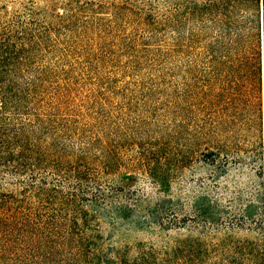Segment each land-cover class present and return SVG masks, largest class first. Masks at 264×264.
<instances>
[{
    "label": "rangeland",
    "instance_id": "obj_1",
    "mask_svg": "<svg viewBox=\"0 0 264 264\" xmlns=\"http://www.w3.org/2000/svg\"><path fill=\"white\" fill-rule=\"evenodd\" d=\"M180 2L0 0V30L13 23L20 38L9 72L20 101L6 116L16 132L25 127L62 157L58 168L31 164L20 176L1 168L0 190L30 183L74 194L69 206L43 210L86 216L110 264H191L196 240L203 264H218L214 246L228 231L264 240L260 161L249 147L223 149L213 160L215 147L189 113L184 29L168 23ZM38 118L48 122L37 125ZM75 166L84 181L66 174ZM200 198L208 217L198 211ZM73 258L59 253L41 264Z\"/></svg>",
    "mask_w": 264,
    "mask_h": 264
},
{
    "label": "trees",
    "instance_id": "obj_2",
    "mask_svg": "<svg viewBox=\"0 0 264 264\" xmlns=\"http://www.w3.org/2000/svg\"><path fill=\"white\" fill-rule=\"evenodd\" d=\"M177 22L184 29L179 48L186 69V102L198 136L215 147L209 152L213 160L223 149L239 153L249 147L248 153L260 161L259 174L263 176L264 0H181L168 17L169 25ZM12 24L0 30V169L20 176L31 164L58 168L62 157L50 144L30 138L25 127L16 132L19 129H12L15 124L6 116L20 101L18 87L9 80L10 69L15 67L11 57L19 51L15 41L20 39L14 28L9 30ZM37 120V125L48 122ZM66 174L76 182L85 180L78 166ZM69 196L75 197L65 196L58 188L30 183L15 191L0 190V264H41L44 258L59 253L74 257L67 264H79L77 260L110 264L103 256L98 234L88 228L86 216L77 212L59 217L61 209L54 215L43 210L44 205L53 203L69 206ZM198 202L202 204L199 213L208 217V202L204 198ZM245 213L253 218V204ZM263 241L234 239L228 231L214 246L218 264H264ZM188 247L193 251L189 250L188 256L191 264H203L202 245L196 240Z\"/></svg>",
    "mask_w": 264,
    "mask_h": 264
}]
</instances>
